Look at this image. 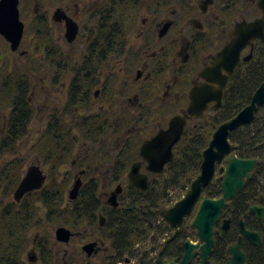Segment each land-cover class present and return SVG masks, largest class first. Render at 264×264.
Returning <instances> with one entry per match:
<instances>
[{"label": "flooded vegetation", "instance_id": "flooded-vegetation-1", "mask_svg": "<svg viewBox=\"0 0 264 264\" xmlns=\"http://www.w3.org/2000/svg\"><path fill=\"white\" fill-rule=\"evenodd\" d=\"M259 1L84 0L82 4L77 0H66L56 10L61 9L66 18L78 26V35L73 42H69L66 37V19L57 22L54 20L53 14L52 21L45 23L48 18L41 17L40 23L44 31L40 29L41 42L37 46L40 53L37 71L35 73L27 71L3 74V67L0 66V222L4 213L7 216L11 214L14 203L22 205L28 195L42 191L52 181L62 182L54 178L48 181V174L40 164L33 165L39 166L46 176L44 186L40 190L26 194L20 201L15 199V193L30 167L24 174V159L20 151V145L24 142V133L22 130H14L16 121H19V115L22 118L21 124L24 125V105L14 106L8 104L6 99L7 93L10 91L8 85L11 83L9 81L11 78L22 77L18 84L23 87V90L24 78L26 87H31L29 81L31 74L39 84L40 98L37 100V110L38 115L43 119L39 144L49 143L51 140L55 144L56 152L53 153L52 159L46 157L48 154L43 156L51 165L52 175L62 173L61 168L70 163L76 171H74L73 182L75 183L77 178H81L82 190L86 185L84 180L90 177L89 182L93 180L98 185L99 195L104 205L114 208L108 205V200L119 186L122 189V193L118 196L119 204L120 197L127 186L135 188L130 184L129 174L135 164L144 160L140 152L142 145L158 135L160 131L166 130L175 116L187 112L191 90L195 86L208 84L202 73L214 66L219 53L231 41L237 25L243 22H254L264 17L263 11L259 8ZM260 42L264 43L257 39L253 42V48L247 46L242 52V58L244 59L250 54L253 58L256 46ZM21 50L22 42L18 52L22 57L28 59L31 51L24 56L27 51L22 52ZM246 51L249 54L244 55ZM234 77L228 81L224 90V100L226 90ZM211 86L216 88L214 92L220 89V85L211 84ZM31 91L33 92L34 89L31 88ZM29 101L33 104L30 96ZM223 106L218 109H222ZM211 108H217L216 102L210 104L209 110ZM178 110H181V114L178 113ZM175 111L177 113L173 115ZM197 120L200 119L189 120L180 141L188 127L197 124V122L191 123ZM75 129H77V134H74ZM62 142L70 145L69 152L65 157H62V152H60ZM81 144L89 145V152H86L84 156L79 154L78 147ZM91 144H99L100 151ZM176 146L174 147L175 158ZM102 152L103 156H100ZM229 156L226 159L230 160ZM62 159H65L64 162ZM128 159H133V162L124 177L121 178L120 176L125 171H123L124 164ZM254 160L258 161V166L260 161ZM106 161L110 163L109 166L105 165ZM170 163L165 166L161 175L149 173L147 163L142 165L141 173L148 175L149 186L154 177H157L156 181H160L161 178L158 177L161 176L169 178L170 174L166 170ZM220 164H218L217 170ZM78 166L83 169H78ZM254 172L250 180L253 179ZM104 173L105 185L111 187L116 185L114 191L105 197L100 194L99 182L96 178ZM222 174L225 176V173ZM70 175L67 173L63 181L67 178H70L71 181ZM190 186L187 188L190 189ZM71 188L67 191L68 203L66 204L68 205H73L76 201L69 199L68 193ZM253 206L264 208V194L250 204L247 219L240 220L238 240L227 248L229 255L227 264L231 260L229 248L238 243L242 235L241 223L244 224L247 231L258 233L262 241L261 245L256 246L247 237L243 238L242 252L246 255V264L250 259L262 260L260 256H257V253H264V248H262L264 245V219H259L255 213L250 211ZM223 212L215 226V234L218 226L224 232H229L233 227V218L222 217ZM101 215L104 216L103 213H99L98 224ZM251 218L255 219V226L249 221ZM226 220H231L228 230L223 229ZM193 223L191 224L192 228H194ZM180 227L175 229L179 230ZM87 228L89 227H85V229ZM72 232L75 236L71 241L82 235L79 231L72 230ZM38 237L37 233L34 238ZM36 239L34 241H37ZM71 241L67 246L71 244ZM94 241L101 242L103 240ZM103 242L105 246L102 250L90 258L82 251L86 258L92 259L100 253L108 252L109 247L105 241ZM245 243L252 247L245 250ZM34 248L37 253V261L29 262L28 253ZM28 253L26 261L29 264H43L46 261H41V254L36 247V242ZM68 254L69 252L66 250L64 257L60 259L59 254L56 253L54 264H61V262L67 264L69 258L73 259L68 257ZM197 259H200L202 264L200 255L193 264ZM88 262L90 261L88 260Z\"/></svg>", "mask_w": 264, "mask_h": 264}, {"label": "trees", "instance_id": "trees-1", "mask_svg": "<svg viewBox=\"0 0 264 264\" xmlns=\"http://www.w3.org/2000/svg\"><path fill=\"white\" fill-rule=\"evenodd\" d=\"M37 16L39 17V15ZM40 17L37 23L40 22ZM21 80L22 77H13L9 80L11 83L8 85L10 91L7 93V98L11 105H24V125L21 124L22 118L19 115V121H16L14 130H22L25 137L33 119L34 108L29 101L30 87H26L24 79L23 90V87L18 84ZM263 82L264 43L260 42L256 46L253 58L238 67L234 79L226 90L223 108L219 114L211 118L212 121L210 120L209 125L213 127L212 132L207 133V126L202 123L188 127L182 141L176 146L175 160L169 164L166 170L170 174L169 178L158 177L161 178L164 188H177L182 184L187 187L191 185L193 177L196 178L200 173L203 152L208 147L214 131L247 107ZM253 125L254 123L236 130L230 137L232 153L229 158L258 159L260 163L254 172L253 179L249 181L244 191L237 199L228 203L224 210L222 217H232L233 227L229 232L222 231L219 226L216 229V243L209 264L228 263L227 248L238 240L240 220L247 219L250 204L264 194V124L255 129ZM47 144L46 155L48 154V156L46 157L52 159L53 153L56 152L55 144L52 140ZM69 146L68 143H61L62 157H65L69 152ZM64 160L62 159V162ZM132 160L128 159L125 164L123 162L125 165L123 171H125L120 176L121 178L129 170ZM156 179L157 177L152 179L147 192L138 191L128 185L120 197L118 208L104 205L99 195L98 185L93 180L83 186L79 198L74 201L73 205L65 204V192L70 178L60 183L52 181L42 191L28 195L22 205L14 203L9 216L5 213L2 215L0 264H23V257L24 264H29L26 261V255L35 242L41 254V261L46 260L43 264H54L56 262L55 244L48 239L47 229L48 227L63 226L75 232H82L85 227L96 228L97 233L91 234L90 240L101 239L109 247V251L102 253L103 257L96 264H118L126 262L127 259L132 261L136 246L150 238L155 228V222L163 218L161 210L167 201L154 194V190H157L156 187H161L158 186L160 181H156ZM223 179L224 175L219 177V184L213 181L205 189L204 198H222ZM99 213H103L107 218L106 226L103 228L98 224ZM34 231L39 234L37 239L32 237ZM190 236L181 229L170 235L164 242V247L170 253L162 252L153 264L180 262L184 253V245ZM35 239L37 241H34ZM56 244L60 243L56 242ZM250 247H252L250 244L245 243V250ZM69 250L71 249L69 248ZM257 256H260L262 260L250 259L248 264H264V253H257ZM199 260L197 259L194 264H198ZM75 263L94 264L88 260L74 261L70 258L67 260V264Z\"/></svg>", "mask_w": 264, "mask_h": 264}, {"label": "water", "instance_id": "water-1", "mask_svg": "<svg viewBox=\"0 0 264 264\" xmlns=\"http://www.w3.org/2000/svg\"><path fill=\"white\" fill-rule=\"evenodd\" d=\"M20 0H0V35L10 44L13 52L20 50V45L25 33V24L21 19ZM259 8L264 13V0L259 1ZM67 20L66 37L69 42H73L78 35V26L66 18L61 9L54 13V20L59 22ZM260 39L264 42V17L254 22L239 23L233 32V37L229 44L219 53L212 68L205 70L202 76L208 84L195 86L190 92V103L182 115L175 116L166 130H162L151 140L145 142L141 147L143 161L135 164L129 174L130 184L137 190L147 192L150 188L148 175L141 173V167L147 163V170L151 174L161 175L165 166L175 158L174 147L181 140L184 131L191 119L204 118L205 112L210 109V104L216 102V107L221 108L224 100V90L228 81L235 76L238 66L242 61H249L250 54L242 58V52L247 47L253 48L254 41ZM1 69V68H0ZM223 72H226L225 75ZM211 84L220 85V89ZM264 106V82L255 92L251 103L244 108L236 117L223 123L216 130L208 147L203 152L201 172L192 182L186 196L176 203L172 208L162 209L161 213L174 228H179L184 219L189 217L194 208L199 203L205 188L214 179L217 173V166L222 163L232 152L230 136L237 129L250 125L256 118V114ZM258 164L254 159H241L233 157L229 160L226 168H221V173H225L222 183L223 196L220 199L202 200L193 227L197 229L199 243L187 242L185 252L180 263L171 264H193L194 260L200 255L202 264H208L209 258L213 253L215 244V226L225 209L227 203L236 199L245 189L248 180L252 178ZM46 182V176L39 166H31L24 179L15 193V199L20 201L23 196L33 191L42 189ZM82 187L81 178H77L73 187L68 193L70 200H77ZM122 193L119 186L112 193L108 200V205L118 207V196ZM250 211L255 213L259 219H264V208L259 206L251 207ZM106 217H99L100 227H105ZM231 220H226L223 225L224 230H228ZM242 235L235 245L229 248L231 260L229 264H246V255L242 252L243 238L247 237L256 246L261 245L260 235L249 232L241 223ZM75 234L67 227H60L55 232L58 242L69 244ZM105 246L103 241H93L82 246V251L88 258L96 255ZM29 262L37 261L35 248L28 253ZM127 264L130 260L127 259Z\"/></svg>", "mask_w": 264, "mask_h": 264}, {"label": "rangeland", "instance_id": "rangeland-1", "mask_svg": "<svg viewBox=\"0 0 264 264\" xmlns=\"http://www.w3.org/2000/svg\"><path fill=\"white\" fill-rule=\"evenodd\" d=\"M66 0H20V14L21 19L25 24V33L22 41V52L27 51L24 53V56L30 52V57L27 59L26 57H22L19 52H13L10 48V44H8L3 38L0 36V66L3 67V74L6 73H22V72H32L35 73L37 71V63L39 59V52L37 50L38 43L41 42L40 40V29H42L41 23H37L38 18L41 16L44 18H48V21L45 23H49L52 21V16L55 13L56 9L60 7L61 3ZM78 2H81L82 0H77ZM84 3V0L81 2ZM39 15V17L37 16ZM40 17V19H41ZM47 20V19H46ZM38 29V31H37ZM44 31V29H42ZM46 31V30H45ZM79 46L77 45V48ZM249 54L248 51L244 53V55ZM29 81H30V92L29 96L31 97V100L33 102L32 106L34 108L33 113V119L30 123L28 133L24 137V142L20 145V151L22 153V158L24 159V174L27 171L28 167H31L33 165H38L42 167V169L48 174V181L51 178H54L57 181H63L65 179V175L71 174V181L68 184V187L66 188V199L65 204L68 203V197H67V191L72 187L73 181H74V175H75V169H73L69 164L63 166L61 168L62 173H54L52 175L51 172V165L45 160L44 155H46V151H48V144L46 142L39 144L40 138L39 135L42 134V117L38 115L37 110V100L40 98L39 93V84H37V80L33 76V74L29 75ZM25 79V78H24ZM31 88L34 89V91H31ZM7 103L11 104L10 101ZM221 109L218 108H211L208 112H206V115L203 119L193 121L191 124L202 123L204 126H207V133L212 132L213 127L209 125L211 123L213 117H215L217 114L220 113ZM177 111L173 113L175 115ZM178 113L181 114V110H178ZM211 120V121H210ZM190 124V125H191ZM264 124V106L261 107L256 114V118L254 121V129L260 128ZM75 129L74 134H77L78 132ZM214 131V130H213ZM93 147L96 146L98 148L99 144H91ZM89 145L81 144L78 148L80 149V155L84 156L86 152H89ZM19 150V149H18ZM98 151L100 149L98 148ZM100 154V153H99ZM100 156H103V152ZM227 161L226 159L223 163H221L218 167L217 174L215 177V180L217 184H219L218 179L220 176L224 175L220 173L219 169L221 167L226 168L227 167ZM105 165H110L108 161H106ZM78 165V164H77ZM105 167V166H104ZM78 169H83L78 166ZM75 171V172H74ZM104 174L97 176V180L99 182V190L100 194L104 197L107 195H110L112 191L116 188V185L111 187L110 185H105L104 183ZM90 180V177L88 178ZM84 180V183L87 184L89 180ZM195 179L193 177L192 181ZM87 182V183H86ZM161 182V183H160ZM158 182V186L156 187L157 190H154V194L157 195L159 198H163V200L167 201V204H165L164 208H171L173 207L177 202L182 200L187 192L188 189L187 186L184 184L178 186L177 188H164L162 180ZM204 199V196H202L200 202L195 207L194 212L190 217H188L183 225L180 227L182 231L185 232V234H188L190 237L187 238V241L192 242H199V237L197 230L194 228H190L191 224L195 220V217L197 215V212L199 210V206L201 201ZM254 226L256 225L255 219L251 218L249 220ZM64 227V226H63ZM60 227H48L47 229V237L50 240L51 243L55 244V253L59 254V258L62 259L64 257V253H66V250H68L69 254L68 257H72L74 261L76 260H89L90 262L96 264L100 261L101 257H103V254L100 253L97 257H93L92 259H87L84 253L81 250V247L84 246L87 243L92 242L93 240H90L91 234L97 233L96 228L89 227L85 230H83L81 233L82 235L80 237H77L74 241H71V244L67 246L66 244L60 243L56 244L55 239V232ZM177 232V229H175L167 220L164 218H160L155 222V228L148 240H146L143 243H140L136 246L134 251V258L129 264H153L156 262V259L159 258L162 252L169 254L170 251L166 250L164 247V242L168 237L172 234ZM37 235V232L34 231L32 234V237H35ZM106 245H108L106 243ZM69 248L71 250H69ZM61 261V260H60ZM201 261L199 260L198 264H200ZM62 264V262H61ZM76 264V263H75ZM118 264H127L126 262L118 263Z\"/></svg>", "mask_w": 264, "mask_h": 264}]
</instances>
